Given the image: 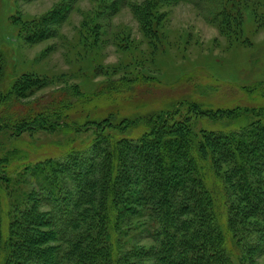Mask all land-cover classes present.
<instances>
[{"label":"trees","instance_id":"16d2710c","mask_svg":"<svg viewBox=\"0 0 264 264\" xmlns=\"http://www.w3.org/2000/svg\"><path fill=\"white\" fill-rule=\"evenodd\" d=\"M220 6L218 14L229 18L226 6ZM68 8L63 3L43 19L24 24L27 42L49 38ZM145 80L138 73L115 85L133 95ZM40 88V76L23 73L0 91V134L19 138L41 127L50 133L85 131L73 116L85 102L81 95L73 98L74 87L59 88L47 100H21ZM182 91L193 97L191 87ZM202 102L184 99L144 114L145 128L134 139L122 136L139 128V118H123L115 125L118 133L100 136L96 145L101 147L92 155L52 164L46 182L36 181L43 200L49 188L56 193L49 203L52 220H42L31 193L29 207L21 211L10 213L0 203V264H231L233 252L244 247V235L257 243L245 248L247 256L264 251V107L210 109ZM181 104L208 123L228 121L237 127L201 128L200 137L187 115L176 116ZM0 162L8 165V158ZM40 165H35L39 172ZM6 173L0 165V187L10 181ZM58 173L71 182V194H63ZM71 197L75 202L69 206ZM142 217L149 220L154 247L122 252L115 231ZM61 240L69 249L58 257L54 242ZM120 253L129 254L117 263Z\"/></svg>","mask_w":264,"mask_h":264},{"label":"rangeland","instance_id":"374dc122","mask_svg":"<svg viewBox=\"0 0 264 264\" xmlns=\"http://www.w3.org/2000/svg\"><path fill=\"white\" fill-rule=\"evenodd\" d=\"M63 3L69 8L63 22L51 27L54 33L28 43L24 24L43 19ZM220 5L226 6L229 18L218 14ZM0 55V91L15 76L36 74L41 88L23 102L47 100L69 86L75 89L73 98L81 95L85 101L73 114L85 131L50 133L41 127L19 138L0 134V160L8 158V165H0L8 169L10 179L0 187L1 208L8 212L28 208L31 193L42 220H52L49 203L56 193L49 188L43 200L36 181L46 182L52 164L88 156L101 147L96 145L100 136L118 133L115 125L121 119L139 118V128L122 136L134 139L145 128L144 114L184 99L203 101L210 109L264 107V0H0ZM138 73L146 80L133 95L117 90V81L132 80ZM186 87L194 90L192 98L183 95ZM179 106L176 116L187 115L197 133L201 128L237 127L228 121L208 123L204 115ZM38 164L44 167L40 172ZM56 175L63 194H71V182ZM71 199L69 206L75 202ZM149 231L146 217L124 222L115 231L122 252L154 247ZM64 240L54 242L58 257L69 249ZM241 240L244 247L233 250L231 264H264L263 250L247 256L245 248L257 244L255 237L244 235ZM126 254H118L117 263Z\"/></svg>","mask_w":264,"mask_h":264}]
</instances>
